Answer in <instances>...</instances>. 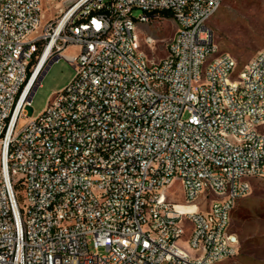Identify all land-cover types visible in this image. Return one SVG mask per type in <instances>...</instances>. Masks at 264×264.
<instances>
[{"label":"built area","instance_id":"obj_1","mask_svg":"<svg viewBox=\"0 0 264 264\" xmlns=\"http://www.w3.org/2000/svg\"><path fill=\"white\" fill-rule=\"evenodd\" d=\"M223 1L73 0L44 22L43 0H0V264H216L238 253L232 211L264 177V49L236 72L210 24ZM160 17L177 30L149 58L156 40L137 27ZM61 57L74 76L29 117ZM174 181L197 208H177ZM200 196L214 198L209 209Z\"/></svg>","mask_w":264,"mask_h":264},{"label":"rangeland","instance_id":"obj_2","mask_svg":"<svg viewBox=\"0 0 264 264\" xmlns=\"http://www.w3.org/2000/svg\"><path fill=\"white\" fill-rule=\"evenodd\" d=\"M73 0H43L44 22L56 19L62 9H66ZM107 1V0H106ZM140 10H134L138 16ZM221 52H228L238 61L236 72L255 54L264 49V0H224L218 12L210 21ZM177 26L171 17H160L149 23H139L137 33L141 40L152 35L154 47L144 45L149 58L160 59L167 53L166 45L172 39ZM75 50L68 48L65 52ZM75 70L64 57L55 61L45 74L41 86L37 89L33 103L26 107L29 117L38 116L47 106L52 95L62 90L74 76ZM264 128V127H263ZM21 189V188H18ZM167 193L181 202L185 201L183 186L174 181L167 188ZM21 201V198H19ZM212 197L208 200L200 196L198 203L203 210L209 209ZM188 210L197 208L187 206ZM230 230L240 240L238 253L216 264H264V177H257L252 182L248 196L240 199L232 211ZM186 234L180 240L183 248L189 249ZM192 254L198 252L190 250Z\"/></svg>","mask_w":264,"mask_h":264},{"label":"bare ground","instance_id":"obj_3","mask_svg":"<svg viewBox=\"0 0 264 264\" xmlns=\"http://www.w3.org/2000/svg\"><path fill=\"white\" fill-rule=\"evenodd\" d=\"M177 208H179L181 210H188L185 208V204H177Z\"/></svg>","mask_w":264,"mask_h":264},{"label":"crops","instance_id":"obj_4","mask_svg":"<svg viewBox=\"0 0 264 264\" xmlns=\"http://www.w3.org/2000/svg\"><path fill=\"white\" fill-rule=\"evenodd\" d=\"M256 178H257V177H256ZM254 179H255V178H253V180H254ZM253 180H252V182H253ZM251 189H252V188H251ZM248 195H249V194H248ZM248 195H247V196H248ZM245 197H246V196H245ZM245 197H243V198H245ZM241 199H242V198H241ZM239 200H240V199H239ZM239 200H238V201H239ZM231 219H232V214H231Z\"/></svg>","mask_w":264,"mask_h":264}]
</instances>
